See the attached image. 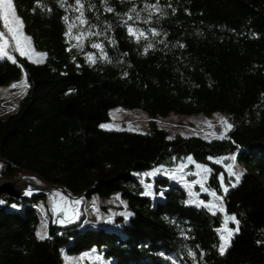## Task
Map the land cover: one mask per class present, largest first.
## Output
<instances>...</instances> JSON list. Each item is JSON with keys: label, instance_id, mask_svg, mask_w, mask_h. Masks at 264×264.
<instances>
[{"label": "trees", "instance_id": "1", "mask_svg": "<svg viewBox=\"0 0 264 264\" xmlns=\"http://www.w3.org/2000/svg\"><path fill=\"white\" fill-rule=\"evenodd\" d=\"M12 4L44 59L16 51L15 64L0 59V85L25 74L28 84L0 118V170L85 197L118 194L128 216L114 219L118 230L79 227V211L73 223H50L40 239L30 205L40 194L6 197L26 204L0 205V264H65L62 250H96L111 264H264V0ZM117 106L152 117L219 112L231 128L214 138L169 136L154 123L147 132L102 128ZM229 154L245 167L235 187L211 160ZM187 157L211 168L205 186L222 197L223 212L188 203L183 181L157 176L151 190L137 175L159 166L176 173ZM44 205L51 215V200ZM227 216L239 223L221 255L217 229Z\"/></svg>", "mask_w": 264, "mask_h": 264}, {"label": "rangeland", "instance_id": "2", "mask_svg": "<svg viewBox=\"0 0 264 264\" xmlns=\"http://www.w3.org/2000/svg\"><path fill=\"white\" fill-rule=\"evenodd\" d=\"M0 31L7 33L2 21H0ZM23 37L28 38V36L22 31V40ZM6 39L9 41L6 51L10 54L15 51V42L11 40L10 35H6ZM28 48L32 55V59L30 60L38 61L41 56L44 57V53L33 48L31 44ZM22 81V79H19L7 85H0V118L5 117L16 107L24 87L13 88L12 85H19ZM109 118V121L101 124L111 126L110 128L105 129H128L139 132H147L150 130L152 123H154L158 127L163 128L169 136L181 134L199 135L204 138L223 137L230 129L227 127V125H230L229 115L219 112H214L210 115H205L203 113L185 115L171 112L165 116L152 117L140 109H127L117 106L109 110ZM222 120H226L227 125L222 123ZM233 157H235V154L215 157L211 160L216 164L221 165L227 172V175L233 178L232 183L236 184L235 175H231L230 172L241 176L245 171V167L236 159L233 160ZM197 165H200L201 167L198 168ZM204 168H207L210 171L205 172L203 170ZM175 169L177 170L176 173H171L166 167L159 166L147 172L138 173L137 175L140 180L144 179L146 186L151 190L154 188L152 180L157 176H165L168 178L169 182L183 181L182 184L179 183V185L185 190L188 203L201 205L212 213L223 212L222 197L217 195L215 192V196H213V191L207 189L205 186V181L211 172V168L208 165L198 164L192 160L189 161L187 157L182 163L175 166ZM150 173H152V175H149ZM22 177H30L38 180L36 177L27 174ZM12 179V176L4 174L0 170V183ZM38 181L41 182L40 180ZM201 185H203V187H201ZM225 188L226 186L222 185L221 190L224 192ZM24 194H26L27 197L38 194L41 196L39 200L30 203V205L35 208L39 216V221L36 225V236L38 238V233L47 235V228L50 223L64 225L75 222L79 211L83 213V219L79 227L103 226L105 228L118 230V225L115 223L114 219L117 216H122L124 219L128 216L125 201L121 199L118 194H113L108 197L92 195L90 197L84 196L83 198H79L77 214L72 221H68L66 219L73 215L75 212L74 207L69 202L62 203L55 193L33 192L30 194ZM6 197L8 196H2L0 205L6 204L7 208L20 211L24 204H26L7 203ZM44 198H49L51 200V215L48 213L47 208L44 205ZM230 217L232 216L224 217L222 225L217 229L219 237V251L221 245L224 243L221 237H226L228 235V231H231L232 238L236 232V222L231 220ZM62 255L65 264H111L112 262V259L104 258L103 255L96 250H89L88 252L85 251L78 254H67L64 250H62Z\"/></svg>", "mask_w": 264, "mask_h": 264}, {"label": "snow or ice", "instance_id": "3", "mask_svg": "<svg viewBox=\"0 0 264 264\" xmlns=\"http://www.w3.org/2000/svg\"><path fill=\"white\" fill-rule=\"evenodd\" d=\"M77 4H79V0H77ZM80 7H83L82 5H80ZM135 9H133L134 11ZM108 11H111V9L109 8ZM81 16H83V13H81ZM0 21L3 22V26L4 28L7 30V33H5L4 31H0V59L3 58H7L8 60H10L12 63H16V59L9 55L6 51V48L9 45V41L8 39H6V35H10L11 36V40L15 42V51L19 52V54L21 56H25L28 59H32V55L30 53V50L28 48V46L30 45L31 41L30 38L27 37H23V40L21 39L22 37V23L20 22L19 18L15 16V9L13 7L12 4V0H0ZM81 23H85L84 20H81ZM130 34L135 35V33H133V30L131 28L128 29ZM155 34V33H153ZM81 35H83V33H81ZM140 36H143L144 33L141 32L139 34ZM80 37H77V39L79 40ZM93 47L96 48H100L101 46L99 44H94ZM149 47H151V45H149ZM44 57L41 56L39 58L38 61H33V62H43ZM91 62L94 63V60L92 57L88 58ZM28 86L27 84V77L25 74V79L21 82V84L17 85V84H13L12 87L16 88V87H24L26 88ZM119 111V110H118ZM222 123L227 125V121L226 120H222ZM101 127L103 128H110L111 126L109 125H101ZM228 128H231V125H227ZM189 161H191V157L188 158ZM233 160L235 159V157L232 158ZM198 168H200V165H197ZM205 172H209L210 170L207 168L203 169ZM231 175H235L236 178V182L239 183L240 180V175H236L235 173H231ZM149 175H152V173H150ZM221 182H223V177H221ZM233 187H235L236 185L233 184ZM201 187H203V185H201ZM225 193H227L228 189L225 188L224 189ZM30 194V193H29ZM148 194V193H145ZM56 195H59V193H57ZM213 196H215V193H212ZM75 203H79V201H75ZM215 215V212L213 213ZM130 215V214H129ZM231 220H233L234 222L237 223L238 225V221H236L235 216L230 217ZM238 227H237V231H238ZM39 236L40 239H46L47 236L46 235H42L40 233L37 234ZM232 236V232L228 231V235L222 236L221 238L223 239L224 243L221 245L220 247V253L221 255H223L224 251L226 250V247L229 245L230 243V238Z\"/></svg>", "mask_w": 264, "mask_h": 264}, {"label": "bare ground", "instance_id": "4", "mask_svg": "<svg viewBox=\"0 0 264 264\" xmlns=\"http://www.w3.org/2000/svg\"><path fill=\"white\" fill-rule=\"evenodd\" d=\"M18 187L22 186L23 188V193H33V192H53L55 194L59 193L57 195L60 199V201L63 202H69L75 209V212L71 217H68L66 220L72 221L74 220L76 214H77V209L79 206V203H75V201H79V198H76L74 195L71 193H66L64 192L59 186L56 185H50V184H43L39 182L38 180L30 177H22L19 179L17 183H15Z\"/></svg>", "mask_w": 264, "mask_h": 264}, {"label": "water", "instance_id": "5", "mask_svg": "<svg viewBox=\"0 0 264 264\" xmlns=\"http://www.w3.org/2000/svg\"><path fill=\"white\" fill-rule=\"evenodd\" d=\"M22 177V176H21ZM16 178V179H12V180H6L0 183V200L2 198L3 195H6L12 199L15 200H20L22 198H26L27 195L23 193V188L22 186L18 187L15 183H17L19 181V179L21 178ZM39 180V179H38ZM59 186V185H58ZM64 192L66 193H71L72 195H74L76 198H83L84 194L86 191H83L82 193H72L67 191L66 189H64L63 187L59 186Z\"/></svg>", "mask_w": 264, "mask_h": 264}]
</instances>
